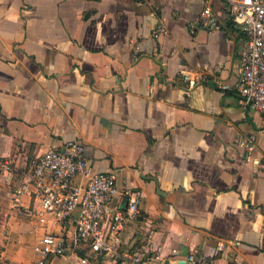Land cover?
I'll return each mask as SVG.
<instances>
[{
    "label": "crops",
    "instance_id": "1",
    "mask_svg": "<svg viewBox=\"0 0 264 264\" xmlns=\"http://www.w3.org/2000/svg\"><path fill=\"white\" fill-rule=\"evenodd\" d=\"M243 46L224 0H0V264H39L46 233L77 244L72 217L36 216L35 193H19L48 148L74 140L116 173L118 205L142 191L141 214L119 258L81 243L84 256L45 264H129L131 250L187 264L196 249L264 264V120L235 88ZM184 70L208 80L187 89Z\"/></svg>",
    "mask_w": 264,
    "mask_h": 264
},
{
    "label": "built area",
    "instance_id": "2",
    "mask_svg": "<svg viewBox=\"0 0 264 264\" xmlns=\"http://www.w3.org/2000/svg\"><path fill=\"white\" fill-rule=\"evenodd\" d=\"M232 20L241 28L244 46L240 58L241 73L235 85L239 101L244 107L261 113L264 120V0H224ZM211 7L207 5L199 23H211ZM165 33L163 25L156 36ZM139 48V46H137ZM187 89L208 80L202 70L181 71ZM226 90L229 85L223 84ZM241 144L250 147L242 140ZM8 170V166L5 165ZM78 177L86 182H77ZM35 193L39 207L36 216L52 214L58 221L74 219L76 245L74 249L66 238L46 233L34 246L38 263L45 264L49 256H64L69 251L79 254L81 243H86L95 257L121 256V235L141 214L143 193L140 189L128 190L127 203L116 202L118 194L117 175L114 171H96L87 156L86 145L74 140L61 147H50L40 157L33 170L25 175L19 193ZM129 264H155L160 255H148L137 250L124 252ZM83 262L87 258H82ZM187 264H213L198 249L187 256Z\"/></svg>",
    "mask_w": 264,
    "mask_h": 264
},
{
    "label": "trees",
    "instance_id": "3",
    "mask_svg": "<svg viewBox=\"0 0 264 264\" xmlns=\"http://www.w3.org/2000/svg\"><path fill=\"white\" fill-rule=\"evenodd\" d=\"M80 256H84V253L82 251H79Z\"/></svg>",
    "mask_w": 264,
    "mask_h": 264
}]
</instances>
